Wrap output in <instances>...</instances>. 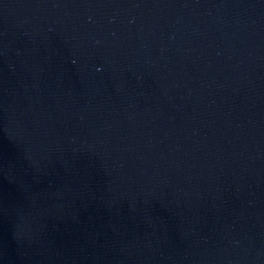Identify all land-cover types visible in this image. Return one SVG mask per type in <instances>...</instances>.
Listing matches in <instances>:
<instances>
[{"label": "water", "instance_id": "water-1", "mask_svg": "<svg viewBox=\"0 0 264 264\" xmlns=\"http://www.w3.org/2000/svg\"><path fill=\"white\" fill-rule=\"evenodd\" d=\"M0 264H264V0H0Z\"/></svg>", "mask_w": 264, "mask_h": 264}]
</instances>
